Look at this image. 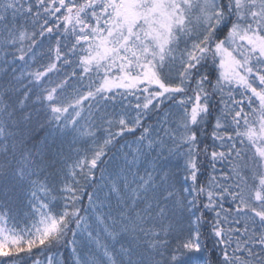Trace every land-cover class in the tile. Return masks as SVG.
<instances>
[{
	"label": "snow or ice",
	"instance_id": "snow-or-ice-1",
	"mask_svg": "<svg viewBox=\"0 0 264 264\" xmlns=\"http://www.w3.org/2000/svg\"><path fill=\"white\" fill-rule=\"evenodd\" d=\"M0 264H264V0H0Z\"/></svg>",
	"mask_w": 264,
	"mask_h": 264
}]
</instances>
